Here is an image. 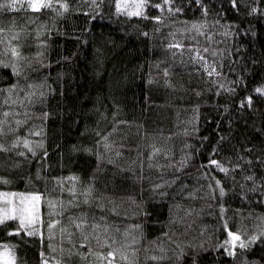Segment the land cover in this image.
Here are the masks:
<instances>
[{
    "label": "trees",
    "instance_id": "trees-1",
    "mask_svg": "<svg viewBox=\"0 0 264 264\" xmlns=\"http://www.w3.org/2000/svg\"><path fill=\"white\" fill-rule=\"evenodd\" d=\"M159 2L150 0L151 5ZM238 2L239 7L234 8L229 0H202L208 7L205 14L204 8L194 0H173L171 6L182 7L183 11L170 13L167 5L163 11L148 7L146 17L117 14L115 0H104L102 9L91 16L83 11H69L61 17L53 9L0 10V27L8 30L0 35L10 37L13 22L15 28L24 29L20 39L14 42L22 45L23 54L33 61L34 68L40 65L33 54L41 51L37 46L36 31L42 27L51 30V35L41 37L47 41L44 62L51 61V66L39 73L30 71L28 75L37 82L47 76L48 84L55 91L43 104L30 106L31 119L18 129L17 134L24 136L29 129L35 132L43 123L45 135L29 137L45 140L49 152L47 163L51 167L45 168L43 175L49 178L79 176L75 181L79 206H72L63 213L61 226L69 223V215L86 213L89 222L86 231H92L93 221L101 226L106 224L109 239L114 236L116 246L124 248L134 264H193V259H198V264H245V257L264 264V241H257L247 250L237 245L235 257L227 256L223 248H216V244L227 236L222 230L223 220L228 221L231 230H239L244 239L264 228V161L255 159L264 154V102H261L260 94L253 93L251 108L239 105L248 90L264 82L261 79L264 77V0ZM69 3L73 9L86 7V0H69ZM257 3L259 10L249 14L250 8ZM155 15H162V22L152 20ZM202 20L207 26L201 31H180L191 28L192 21ZM225 31L231 34L224 35ZM144 32L148 35H143ZM177 42L184 47H166ZM187 45H193V48L189 49ZM204 48L209 52L204 53ZM196 49L226 76L209 77L200 64L191 63ZM213 49L219 50L216 56L211 54ZM233 67L235 72L231 71ZM165 68H169L168 78L174 88L164 84ZM198 68L201 70L196 71ZM150 70L157 81L152 85L146 83ZM58 73L64 75L58 78ZM241 75L242 83L233 85L235 92L217 94L219 83L226 79L235 81ZM24 82L21 78V83ZM196 91L202 94L196 96ZM3 95L0 94V114L5 109L15 108L19 113L17 118L24 119V108L2 104ZM225 104L229 106L227 112ZM194 105L199 108L194 110ZM44 111L50 116L42 121L37 117ZM113 112L117 113L115 119ZM101 113L105 115L101 116ZM7 120L6 130L16 127L12 115ZM116 120L127 123L116 125V131H112ZM97 128L101 135L110 133L113 147L105 151L101 143L99 151L105 156L100 165L103 170H98L96 179L90 181L93 169L97 168L96 156L82 149L90 146L93 153L96 151L95 142L99 136L94 130ZM222 136L228 137L222 144L237 147L234 151L221 148L219 154L210 156L212 145L220 146L218 142ZM13 137L14 134L8 133L0 139L8 143ZM73 145L81 150L73 151ZM249 145L252 151H248ZM153 147L159 151L149 161ZM21 150H24L22 144L17 148V151ZM117 151L122 155L116 156ZM42 155L41 151L32 163L25 160L22 167L11 168L15 160L23 158L15 152L0 153V176H7L10 181L7 184L0 181V191L42 194L39 208L45 220L43 248L49 252L46 201L61 196L65 201L71 199L67 188L73 182L65 181L63 192L58 187L53 188L55 181L51 179L47 182L33 179L29 183V174L35 176ZM240 155L247 159L237 160ZM108 157L114 159L115 164L108 163ZM183 157L189 162L177 172L176 167ZM209 159L220 160L229 172L210 165ZM236 163L241 167H233ZM114 173L117 176L112 179ZM248 175H254L259 197L255 193H249L247 198L239 196L241 185L245 192L253 188V181L244 179ZM174 176L179 177L176 184L153 191V184ZM215 179H220L226 188L223 197L218 188L209 187L215 185ZM90 182L94 191L91 202L86 204L82 193ZM160 192L166 195L162 196ZM99 204L104 207H98ZM220 204H224L223 212ZM114 207L115 212L111 210ZM55 232L51 242L57 251L49 252V256L60 258L59 227ZM79 238L80 232L75 231L73 239L78 241ZM133 238L137 242L128 243ZM0 240L18 246L19 264H39V235L32 238L8 235L7 229H0ZM92 245L94 250L108 251L107 247L97 248L95 240ZM63 247V258L67 259L66 250L70 247L67 240L63 241ZM133 248L137 250L135 254L131 252ZM162 248L165 251H161ZM181 248L183 253H180ZM83 251L87 252V247H83ZM153 255L164 258L152 260ZM146 256L149 258L145 259ZM89 259L95 262L97 258ZM71 264H86V261L75 256Z\"/></svg>",
    "mask_w": 264,
    "mask_h": 264
},
{
    "label": "snow or ice",
    "instance_id": "snow-or-ice-1",
    "mask_svg": "<svg viewBox=\"0 0 264 264\" xmlns=\"http://www.w3.org/2000/svg\"><path fill=\"white\" fill-rule=\"evenodd\" d=\"M196 4L201 5L204 8L205 14H207L208 7L207 5L202 3V0H194ZM104 3V0H86V7H76L75 9L72 8L71 4L69 3V0H0V10L5 11H16V10H26L31 9L33 11H41L43 9H53L56 11L58 16L63 17L67 12L69 11H75V12H85L87 15L91 16L94 12H98L102 9V5ZM173 0H160L159 3H155L154 5L150 4V0H115V12L117 14L124 13L125 15L131 17V16H137V17H146L147 13L145 11L148 7H154L156 9H161L163 11V8L165 5L168 6V12H180L183 11L182 7H172ZM229 3L232 7L238 8L239 2L238 0H229ZM58 6V7H57ZM259 10V4L253 5L250 8L249 14L256 13ZM152 20L156 22H162L163 16L162 15H155L151 17ZM31 22V21H30ZM215 23H220L219 21H216ZM227 23V22H226ZM207 26L206 21H192L191 22V28H184L180 29L182 32L191 31L192 29H196V31H201L202 28ZM12 28V35L10 37L6 35H0V74L7 73V76L0 75V94L3 95L2 104L5 105H20L24 108V119L17 118L19 117V113L16 111L15 108L11 109H5L2 114H0V138L6 137L8 133L14 134V137L8 142L5 143L4 139H0V153H9V152H15L16 156L22 157L23 159H17L15 160L10 167L11 168H20L22 167L25 160H27L29 163H32L34 158L42 151L43 155L40 158V161L37 163L39 166L36 168L35 176H32L29 174V183L33 179L39 180L44 179L46 182L51 179L52 181H55L53 184V188H59L61 192L65 190V181H72L71 187L67 188V191L71 195V199L65 201L63 197H53L50 199H47L46 203L49 209L48 216L49 219L47 220V230H48V249L49 252H56L57 247L51 242L55 236L56 232L55 229L59 227L60 232V240L61 245L59 247V252L61 254L60 258H57L56 256H49V252H45L43 248V241H44V232H43V226L45 224V220L41 214L39 204L42 198V194L40 192H28V193H8L0 191V201H3V203H0V229H7V234L12 235L16 234L19 236H25L28 238L35 237L37 235L40 236L41 239V247L39 251V264H71V261L73 257L79 256L82 261H86V264H105V261L107 264H121V262H126V264H134V261L130 259L129 255L127 254V251L120 247L116 246V238L113 236L111 239H109L110 233H108V226L105 224L101 226L100 224L93 221L91 223V229L92 231H86L88 227V219L86 213H80L78 216L69 215L68 220L69 223L63 224V213L70 209L72 206H79L77 203L78 200V189L75 184V181L79 179L78 175L71 174L67 177H46L43 175V172L45 168L51 167L50 164L47 163V159L49 157V152L46 148L45 140L38 139L33 140L29 137L32 135L36 136H44L45 133L42 131L43 129V123L41 124V129H37L35 132H33L31 129L28 130L27 134L24 136H21L17 134L18 129L26 124L28 119H31L29 116V112L31 111V105L36 104H43L44 100L47 96H49L52 92L55 91L54 88L51 87V85L48 84V77L45 76L42 80L37 82L33 78H29L28 73L30 71H34L36 73L41 72L45 67L51 66V61H48L47 64H45V51L44 49L47 48V41L45 39H42L41 37L45 34L51 35V30L42 27L41 29H38L36 31V39H37V46L41 49V51H37L33 54V57L37 63H39L40 67L34 68L33 67V61L30 60L26 55L23 54L22 51V45L15 43L14 41H17L20 39V32L24 31V29H17L13 25ZM8 30L4 27H0V34H5ZM87 31V29H85ZM156 31H159V28L156 29ZM231 33L229 31H225L224 35H230ZM143 35L147 36L148 32H144ZM209 36H211V33H209ZM79 39V36L76 37ZM167 48L172 49L173 47L176 49H182L184 45L177 42L174 45L168 44L166 45ZM189 49L193 48V45H187ZM219 50L213 49L212 55L216 56L218 54ZM204 53H208L209 49L204 48ZM172 55L175 57L176 53L173 52ZM4 57H8L5 59ZM67 59V58H65ZM26 62V63H25ZM191 63L200 64L202 66V69L208 73L209 77L215 76H221L225 75L220 71H217V65L213 62H209L207 59V56H205L203 53L200 52L199 49L195 50L194 55L191 57ZM183 63V61H181ZM157 66H159L157 64ZM219 67H222L220 65ZM209 68H211V71H209ZM201 69H196V71H200ZM231 71L235 72V68L233 67ZM63 73H58V78L62 77ZM164 84L167 87H175L174 84L171 83L169 77V68L164 69ZM21 78L25 81L24 83H21ZM243 76H238L235 81H232L231 79H226V82L219 83V81H213V83H219V87L216 88L217 94H221L222 92L226 93H233L236 91V88L233 87V85L239 86L243 81ZM262 81H264V77L261 78ZM11 81V82H9ZM154 76L151 73V70L149 72V75L147 77L146 83L149 85H152L156 83ZM23 92V95L20 93ZM253 93L260 94L262 96L261 102H264V82L259 83L257 86L253 87L252 89L248 90V94L244 97H242L239 100V105L241 108H244L247 106L248 108H251L253 106L254 100H253ZM196 96H200L202 94L201 91L195 92ZM147 99V97H146ZM119 105H117V108ZM199 108V105H194L193 109L197 110ZM225 112L229 110V106L227 104L224 105ZM12 115L15 118V125L16 127H9L7 130L5 129V125L9 123L7 120V117ZM104 113H101V116H104ZM117 113L113 112L112 116L113 119H115ZM50 116V113L48 111H44L38 115V119H41L42 121L47 120V118ZM99 123V122H98ZM120 123H127L122 122L119 120L115 121V124L113 125L112 131H116V125ZM231 121H229V124L231 125ZM96 135L99 136V139L96 140V151L93 153L92 147H83V151L88 154H94L96 156L97 161V168L93 169V174L90 176V181H93L96 179L95 173L103 169L100 168L101 163L105 160V156L103 153L99 151L101 143H103V147L105 151H109L113 147V142L109 139L110 133H104L101 135L100 129L97 128L94 130ZM188 130L185 129V132ZM227 136H222L220 138V142L217 145H212V152L209 154L210 156L215 153L219 154L221 151V148L224 150H235L237 147L236 145H224L221 142L226 140ZM204 139H208L205 137ZM23 145L24 150L17 151V148L20 145ZM262 149H264V145H262ZM73 151H80L81 149L77 145L72 146ZM159 149L153 147L152 153L149 154V161L152 159V155L156 152H158ZM248 151H252V146L249 145ZM31 153L29 156L28 154ZM116 156H121L122 153L119 151L116 152ZM167 155V153H165ZM247 159L246 156L240 155L237 156V160H244ZM257 160L264 161V154L258 155L255 157ZM187 157H183L181 161L179 162L178 166L176 167V171H181L184 166L188 163ZM108 163L115 164V160L111 157H108ZM208 163L210 165H215L216 168L220 169L221 171L228 173L229 168L226 167L224 164L221 163L220 160L217 159H209ZM151 166V165H150ZM157 167H159L157 165ZM235 168H240V163H236L233 165ZM142 170V168H141ZM117 174H113L112 179H115ZM179 179L178 176L172 177L170 180H162L160 184H153L151 187L153 191H156L160 189L163 186H170L176 184L177 180ZM245 180L253 181V188L249 189L248 192H245L244 185L240 186L239 196L242 198H247L249 193H255L258 197L260 193L256 190L257 186L255 183V177L254 175H248L244 177ZM0 181L7 184L10 183L7 176H0ZM264 186V184H262ZM210 188L216 187L219 190L220 197H223L226 194V188L222 186V181L220 179H215V185L210 184ZM94 191V185L90 182L87 187L83 189V202L84 203H90L92 192ZM160 195H166L164 192H160ZM191 195V194H188ZM9 197H19V202H15ZM99 199V198H97ZM100 208H103V204L97 205ZM113 212L116 211V208L111 209ZM220 210L221 212L224 211V204H220ZM147 214V213H145ZM56 217V218H53ZM101 219H104L101 217ZM14 225V226H13ZM39 225V227H37ZM135 228H140V225H134ZM222 230H225L227 232V236L224 240L219 241L216 244V248H223L224 253L227 254L229 257H235L237 254V245H239L240 249H249L253 244H255L257 241H264V228H260L257 232L248 235L247 239L242 238L243 234L237 230L233 231L229 227V223L227 220L222 221ZM75 231L80 232V238L78 241H75L74 235ZM101 232L106 233V235H102ZM127 235V231L125 232ZM162 235L167 236V233H163ZM171 239V237H169ZM67 240L70 244V247L66 250L67 251V259H64V252L65 249L63 247V241ZM95 240L96 246L99 249H103L107 247L108 251L105 253L104 251H98L94 250L92 241ZM136 239L133 238L132 241L128 243H136ZM17 245L9 244L7 242H4L3 240H0V264H19L18 256H17ZM83 247H87V252L83 251ZM193 248L196 246L193 245ZM137 250L131 249V252L135 254ZM161 251H165V249H161ZM184 249H180V253H183ZM89 257H96V261L89 259ZM118 257V259H117ZM149 257L146 256L145 259H148ZM152 260H161L164 257L161 256H151ZM178 260L181 258V256L178 254L177 256ZM193 264H198V259H193ZM245 264H259L256 260H248L247 257H245Z\"/></svg>",
    "mask_w": 264,
    "mask_h": 264
},
{
    "label": "rangeland",
    "instance_id": "rangeland-1",
    "mask_svg": "<svg viewBox=\"0 0 264 264\" xmlns=\"http://www.w3.org/2000/svg\"><path fill=\"white\" fill-rule=\"evenodd\" d=\"M8 193H13V192H8ZM9 199L15 201V202H19V197H9ZM0 203H3V201H0ZM40 207V204H39Z\"/></svg>",
    "mask_w": 264,
    "mask_h": 264
}]
</instances>
